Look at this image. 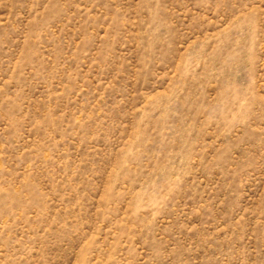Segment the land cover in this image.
<instances>
[{
  "label": "rangeland",
  "instance_id": "rangeland-1",
  "mask_svg": "<svg viewBox=\"0 0 264 264\" xmlns=\"http://www.w3.org/2000/svg\"><path fill=\"white\" fill-rule=\"evenodd\" d=\"M0 264H264V0H0Z\"/></svg>",
  "mask_w": 264,
  "mask_h": 264
}]
</instances>
